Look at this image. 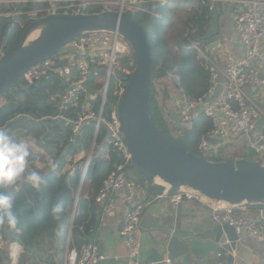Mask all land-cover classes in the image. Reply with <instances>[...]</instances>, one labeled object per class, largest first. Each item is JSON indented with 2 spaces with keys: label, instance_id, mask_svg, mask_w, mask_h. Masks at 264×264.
I'll list each match as a JSON object with an SVG mask.
<instances>
[{
  "label": "built area",
  "instance_id": "built-area-1",
  "mask_svg": "<svg viewBox=\"0 0 264 264\" xmlns=\"http://www.w3.org/2000/svg\"><path fill=\"white\" fill-rule=\"evenodd\" d=\"M146 1L38 0L40 7L33 11L36 17L29 16L35 19L51 14L78 15L86 13L89 7H99L100 12L113 10L135 13L146 10L144 5ZM160 1L167 2V0ZM201 2L208 6L210 13L215 11L218 4L224 5L226 2L232 4L230 16L236 23L237 36L245 50L242 56L225 52L221 60L215 53V48H211L208 43V40L213 39L212 37L189 39L190 47L197 52V57L203 61L209 71V86L203 94L192 96L176 84L175 96L172 99L173 126L183 134L191 129L197 114L204 112L211 117L213 125L200 137L196 146L198 154L208 159L219 155L221 147L244 139L247 147L255 154L256 160L264 164V113L262 112L264 111V0H201ZM132 52L130 43L118 30L86 31L48 59L31 66L22 77L29 84L43 80L58 83L59 89L50 96V101L54 102L60 111H78L74 118H65L72 124L73 135L69 139L70 142H73L75 136L80 133L83 124L91 119L96 121V131L101 124L106 126L110 142L116 150L124 154L125 162L108 175L95 194V199L105 211L111 206L113 192L124 193L125 211L119 233L128 246L131 262L144 264L136 260L140 248L136 230L143 210L152 198L147 188L131 178L129 171L125 169V165L130 161V154L123 140L118 117L119 105L128 83L120 72L131 75L133 71L124 66L122 58L131 56ZM169 75L176 79L174 74ZM112 79L115 80L114 94L117 96V103L110 110V114L105 116V104ZM97 85H100L101 100L98 109H95L93 100L96 95L93 89ZM219 87L220 91L217 94ZM210 97H215L216 100L208 101ZM3 103L4 101H0V106ZM59 117L63 116L57 115L54 118ZM94 146L95 142L92 147ZM91 156L92 153H89L83 174L86 173ZM164 185L165 190L157 197H167L176 206L189 199L202 200L211 206L215 217L221 223L233 226L241 238L251 237L264 243V215L257 218L246 216L243 210L247 205L215 206L212 202L206 201L204 195L197 190L181 186L170 192L172 187L168 184ZM16 231L20 232L19 229ZM221 255L219 251L216 255L218 260L216 264H234L221 260ZM12 257L15 260L13 255ZM104 259L105 255L96 242L90 241L76 247L68 241L61 264H99ZM165 261L170 263L171 259Z\"/></svg>",
  "mask_w": 264,
  "mask_h": 264
},
{
  "label": "trees",
  "instance_id": "trees-1",
  "mask_svg": "<svg viewBox=\"0 0 264 264\" xmlns=\"http://www.w3.org/2000/svg\"><path fill=\"white\" fill-rule=\"evenodd\" d=\"M195 1L198 2L200 11L192 21L190 36L194 39L210 38L214 34L207 27L211 19L208 6L201 0ZM170 2L177 3L178 0H167L165 3L160 0H147L144 4L146 10L134 13L146 27L156 50V68L150 88V116L175 143L198 153L196 146L200 137L212 128L211 117L199 112L191 126L193 131L185 137V133L174 131V126L169 123L154 94V81L170 73L176 76L177 86L189 95L199 96L209 86V71L203 61L197 57V52L190 47L188 38L178 41L175 57L171 53L166 39ZM39 7L40 3L18 2L11 4L10 7V10L15 12L14 15L6 17L0 13V35L4 53L18 42L25 28L34 20L28 12ZM100 10L99 7H89L86 13L100 12ZM192 30H195L194 33ZM122 60L124 66L134 69L133 52L131 56L123 57ZM120 75L125 76V81L129 80V74L120 72ZM58 89V83H52L51 80L29 84L21 77L1 94L5 96V101L0 106V129L8 132L16 140L20 133L32 134L39 141L40 146L45 148L48 156H42V168L34 167L32 170L39 172L45 179L39 190L33 189L25 179L32 171L20 178L15 186H0V190L13 197L19 219L15 228H10L7 224L0 225V236L9 231L10 238L20 244L29 257H44L39 263L33 264H61L68 241L76 247L93 241V234L99 227L104 212L102 205L96 201L95 194L108 175L125 162L124 154L116 150L110 142L106 126L101 124L96 131L95 119L83 124L74 141H69L73 135L72 124L65 118H74L78 111H60L59 107L50 101V96ZM114 89L115 80L112 79L105 104V116L110 114V110L117 103ZM93 91L96 95L93 100L94 108L98 109L101 100L100 85H97ZM57 115L63 117L54 118ZM168 116L172 120L171 115ZM94 142L89 165L86 173L83 174L87 156L84 155L75 163L74 159L81 153L89 152ZM245 158L252 159L250 156ZM208 159L221 161L229 158L222 157L219 152V155ZM50 160L55 162V169L49 167ZM69 165H72V168H68ZM125 169L128 171L130 169V177L147 188L150 197L164 189V186L157 182L147 181L130 161L125 165ZM87 180H91L93 184L92 196L82 193ZM79 187L80 193H78ZM172 191L174 188L170 189V192ZM56 206H60L61 212L53 214L52 209ZM247 207L264 209V205H247ZM17 229L20 232H17ZM19 250V245H12L15 260L18 258ZM45 251L48 252L46 256ZM18 264L28 263L20 260Z\"/></svg>",
  "mask_w": 264,
  "mask_h": 264
},
{
  "label": "water",
  "instance_id": "water-1",
  "mask_svg": "<svg viewBox=\"0 0 264 264\" xmlns=\"http://www.w3.org/2000/svg\"><path fill=\"white\" fill-rule=\"evenodd\" d=\"M233 24L236 27L235 21ZM37 28H41L40 34L27 42ZM92 30H118L133 50L135 67L118 110L120 130L131 165L147 181L157 182L159 178L172 188L189 187L213 201L264 205V164L261 161L245 157L208 160L175 143L154 123L150 116V88L156 68V50L146 27L132 12L108 10L35 18L18 42L0 57V95L31 66L48 59L81 33ZM208 43L214 48L218 37ZM219 91L220 87L217 94ZM215 100V97L208 99ZM170 115L174 117V112ZM192 131L187 130L185 137ZM92 152L93 147L89 153ZM216 241L221 245L220 259L234 263L233 252L244 239L233 226L222 223L216 231ZM180 243L176 235L171 237L167 245L170 254L179 251Z\"/></svg>",
  "mask_w": 264,
  "mask_h": 264
},
{
  "label": "crops",
  "instance_id": "crops-1",
  "mask_svg": "<svg viewBox=\"0 0 264 264\" xmlns=\"http://www.w3.org/2000/svg\"><path fill=\"white\" fill-rule=\"evenodd\" d=\"M231 5L229 2L218 4L215 11L210 13L209 31L214 34L212 40L218 37V44L214 48L221 60L225 52L242 56L245 50L230 16ZM171 111L172 108L169 114ZM159 184L165 190V185ZM82 193L93 195L91 180H87ZM123 194L120 191L111 194V206L103 212L100 225L93 234V241L105 255L99 264H133L128 246L119 233L125 211ZM158 194L151 197L141 215L136 230L140 243L136 260L144 264H216V255L221 248L216 241V231L222 223L215 217L211 206L196 198L176 206L167 197H157ZM243 213L257 218L264 215V209L246 207ZM174 235L181 243L178 245L179 251L170 254L167 245ZM242 238L244 241L233 252L234 264H264V243L251 237ZM168 258L171 259L170 263L165 261Z\"/></svg>",
  "mask_w": 264,
  "mask_h": 264
},
{
  "label": "rangeland",
  "instance_id": "rangeland-1",
  "mask_svg": "<svg viewBox=\"0 0 264 264\" xmlns=\"http://www.w3.org/2000/svg\"><path fill=\"white\" fill-rule=\"evenodd\" d=\"M16 1L19 0H0V13H3L6 17L14 15V11L10 10L11 4L18 3ZM33 4L38 3V0H27ZM170 11H169V20L167 22V34L166 39L169 43L171 53L175 57L177 55V43L182 38L191 39L190 36V29L191 24L194 18L197 16L198 12L200 11V6L197 1L195 0H178L177 3L170 2ZM34 12H28L31 17H36L33 14ZM19 15V14H18ZM210 24V23H209ZM208 24V30L209 29ZM41 32V28H37L29 35L27 42L37 37ZM194 33V30H192ZM31 36V37H30ZM4 54L3 49V42L0 35V57ZM176 82L175 79L171 75H167L163 78L157 79L154 81V94L155 98L163 110L164 115L168 118L169 123L173 127V122L168 116L169 111L173 108V101L172 99L175 96V87ZM0 101H5V96L0 95ZM264 113V111H262ZM174 129V127H173ZM175 132H178L174 129ZM179 133V132H178ZM19 142H23L30 151L29 163L26 169V175L29 171L34 170V167L42 168V156H47V152L44 147L40 146L39 141L32 136L23 135L22 133L19 134L17 139ZM90 152V151H89ZM89 152L81 153L80 155L76 156L74 159V163L78 161L84 155L89 156ZM222 157L224 158H235L239 159L245 156H250L252 159H256V156L250 149L247 147L246 142L244 139H239L230 143L229 145L223 147L220 151ZM68 168H72V165H69ZM132 170V169H131ZM130 171V169H129ZM131 172V171H130ZM21 176V178L24 177ZM132 175H134L132 173ZM85 187V184H84ZM6 234V235H5ZM4 235L0 236V264H18L20 260L25 263L33 264L39 263L44 257H29L28 254H25L23 247L20 244V250L18 253L17 260H13L12 255L15 257L12 251V245L15 244L9 234L6 232ZM45 256L48 254L47 251L44 252Z\"/></svg>",
  "mask_w": 264,
  "mask_h": 264
},
{
  "label": "clouds",
  "instance_id": "clouds-1",
  "mask_svg": "<svg viewBox=\"0 0 264 264\" xmlns=\"http://www.w3.org/2000/svg\"><path fill=\"white\" fill-rule=\"evenodd\" d=\"M30 151L23 143L14 139L8 132L0 129V186H15L22 175L26 173ZM49 167L55 169L56 164L50 160ZM25 179L33 189L39 190L45 183L44 177L37 171L27 174ZM53 214L61 212L60 206L52 209ZM19 222L15 211L13 197L0 190V225L7 224L15 228Z\"/></svg>",
  "mask_w": 264,
  "mask_h": 264
},
{
  "label": "bare ground",
  "instance_id": "bare-ground-1",
  "mask_svg": "<svg viewBox=\"0 0 264 264\" xmlns=\"http://www.w3.org/2000/svg\"><path fill=\"white\" fill-rule=\"evenodd\" d=\"M33 34H31L32 36ZM30 36V37H31ZM157 182L159 183H163L159 178H157ZM203 198L206 200V201H209V202H212L213 205L215 206H226V205H239V204H236V203H232V202H229V201H212L210 198H208L206 195L203 196Z\"/></svg>",
  "mask_w": 264,
  "mask_h": 264
}]
</instances>
